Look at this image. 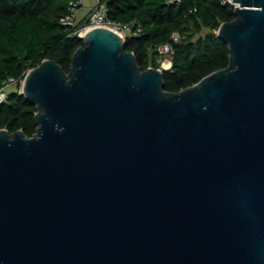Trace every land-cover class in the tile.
Wrapping results in <instances>:
<instances>
[{
	"label": "water",
	"instance_id": "water-1",
	"mask_svg": "<svg viewBox=\"0 0 264 264\" xmlns=\"http://www.w3.org/2000/svg\"><path fill=\"white\" fill-rule=\"evenodd\" d=\"M229 66L179 92L116 31L24 78L0 129V264H264V0H233Z\"/></svg>",
	"mask_w": 264,
	"mask_h": 264
},
{
	"label": "trees",
	"instance_id": "trees-1",
	"mask_svg": "<svg viewBox=\"0 0 264 264\" xmlns=\"http://www.w3.org/2000/svg\"><path fill=\"white\" fill-rule=\"evenodd\" d=\"M72 1L76 0H0V88L9 78L18 81L17 90L0 104V129L10 133L21 129L29 137L36 134L37 106L20 90L27 73L46 59L70 72L75 51L85 44L62 24ZM99 1L106 4L109 20L133 25L125 44L136 54L142 70L159 68L157 46L179 33V41L173 42V65L164 70L165 90L179 92L229 66V46L218 30L236 18L231 4L221 0Z\"/></svg>",
	"mask_w": 264,
	"mask_h": 264
},
{
	"label": "built area",
	"instance_id": "built-area-1",
	"mask_svg": "<svg viewBox=\"0 0 264 264\" xmlns=\"http://www.w3.org/2000/svg\"><path fill=\"white\" fill-rule=\"evenodd\" d=\"M87 0H76L71 2L70 13L62 19V24L73 29L74 35L83 37L91 29L96 27L110 28L118 32L125 40L126 36L133 31V25L130 23L123 24L120 22L112 21L107 18L108 8L106 4L101 3L99 0H92L91 6L88 12L81 17L80 11L85 5ZM223 4H231L236 9L239 3L233 0H221ZM173 4H179L182 0H171ZM81 6V7H79ZM138 31H141V27H138ZM180 39V35L174 32L172 35V41L163 43L157 46L156 50L160 55V69L168 70L173 65L174 50L173 42H177ZM18 81L15 78H9L5 82L4 86L0 88V104L4 103L8 94L17 88ZM23 89V85H22ZM22 89L20 92H22ZM17 90V89H16Z\"/></svg>",
	"mask_w": 264,
	"mask_h": 264
},
{
	"label": "crops",
	"instance_id": "crops-1",
	"mask_svg": "<svg viewBox=\"0 0 264 264\" xmlns=\"http://www.w3.org/2000/svg\"><path fill=\"white\" fill-rule=\"evenodd\" d=\"M91 1L92 0H87L85 2V5L83 6V8L80 11L81 17H83L86 14V12H88L89 7L91 6Z\"/></svg>",
	"mask_w": 264,
	"mask_h": 264
},
{
	"label": "rangeland",
	"instance_id": "rangeland-1",
	"mask_svg": "<svg viewBox=\"0 0 264 264\" xmlns=\"http://www.w3.org/2000/svg\"><path fill=\"white\" fill-rule=\"evenodd\" d=\"M17 88L15 87V90H16Z\"/></svg>",
	"mask_w": 264,
	"mask_h": 264
}]
</instances>
